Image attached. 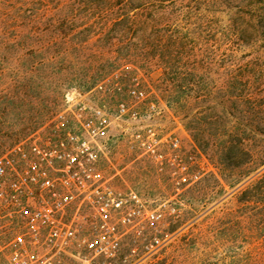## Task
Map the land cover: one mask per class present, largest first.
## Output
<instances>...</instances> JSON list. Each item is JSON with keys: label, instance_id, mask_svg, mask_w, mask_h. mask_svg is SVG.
<instances>
[{"label": "rangeland", "instance_id": "374dc122", "mask_svg": "<svg viewBox=\"0 0 264 264\" xmlns=\"http://www.w3.org/2000/svg\"><path fill=\"white\" fill-rule=\"evenodd\" d=\"M147 4L165 18L146 35L184 49L172 61L137 53L127 60L125 52L100 50L96 36L80 49L98 28L85 0H0V155L24 140H58L99 109L108 124L104 175L141 201L132 225H118L116 257L100 264H264V166L246 178L219 171L192 140L190 128L202 122L189 123L216 104L213 118L245 121L239 107L222 110V101L264 93V0ZM214 128L206 134L221 133ZM148 130L159 140L158 160L135 137Z\"/></svg>", "mask_w": 264, "mask_h": 264}, {"label": "built area", "instance_id": "2783aa9c", "mask_svg": "<svg viewBox=\"0 0 264 264\" xmlns=\"http://www.w3.org/2000/svg\"><path fill=\"white\" fill-rule=\"evenodd\" d=\"M129 94L144 98L138 89ZM117 111L124 115L126 106ZM102 114L96 109L80 117L78 128L58 140H24L0 155V254L6 264H100L116 257L118 225H132L141 201L132 191L115 190L104 175L108 124ZM135 137L161 157L152 131Z\"/></svg>", "mask_w": 264, "mask_h": 264}, {"label": "trees", "instance_id": "16d2710c", "mask_svg": "<svg viewBox=\"0 0 264 264\" xmlns=\"http://www.w3.org/2000/svg\"><path fill=\"white\" fill-rule=\"evenodd\" d=\"M149 0H85L86 7L92 11L98 25L97 33L86 37L79 43L80 49L86 48L94 36L98 48L102 51L125 52L126 57L130 59L132 53H137L140 57L163 59L165 56L170 61L178 56L184 49L167 48L160 45L161 37L156 34L152 37L146 35L149 27L158 25L162 21L164 11L149 7ZM149 38L150 42H149ZM149 44V45H148ZM127 74L129 71H124ZM95 83L93 87H96ZM165 92L167 96L176 94L169 90ZM170 94V95H169ZM229 105V107H239L241 112L247 116L245 121H225L222 117L213 118L211 111H216L219 105L208 106L198 118L193 115L189 123L200 121L203 126H193L190 128L192 140L197 149L210 156L213 165L219 171L235 172L242 170L243 177L259 170L264 166V147L257 151L253 148V143L258 141L264 143V118L258 121H251L250 116H264V93H245L241 96H229L222 101L220 105ZM225 110V106L222 107ZM184 109V108H183ZM186 111V109H184ZM211 115V116H210ZM189 112L185 117H189ZM197 120V121H196ZM215 127V128H214ZM212 128L221 130L214 136L207 135L206 132ZM264 146V144H263ZM255 152V153H254ZM254 154L258 155L254 159ZM252 166V167H251ZM259 183V184H258ZM262 182H257L255 188H258ZM235 182L230 183L233 187ZM257 185V186H256ZM254 187V186H253ZM248 191V190H246ZM243 195H246V192ZM245 202L256 203L251 198L243 199ZM253 200V201H252Z\"/></svg>", "mask_w": 264, "mask_h": 264}]
</instances>
